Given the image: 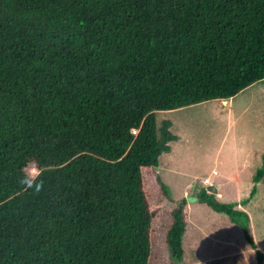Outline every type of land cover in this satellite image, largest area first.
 Segmentation results:
<instances>
[{
    "label": "trees",
    "instance_id": "16d2710c",
    "mask_svg": "<svg viewBox=\"0 0 264 264\" xmlns=\"http://www.w3.org/2000/svg\"><path fill=\"white\" fill-rule=\"evenodd\" d=\"M263 79L264 0H0V264H149L159 196L178 263L187 201L157 174L176 136L155 113ZM31 162L39 194L18 183ZM196 202L264 264L245 211L204 188Z\"/></svg>",
    "mask_w": 264,
    "mask_h": 264
},
{
    "label": "rangeland",
    "instance_id": "374dc122",
    "mask_svg": "<svg viewBox=\"0 0 264 264\" xmlns=\"http://www.w3.org/2000/svg\"><path fill=\"white\" fill-rule=\"evenodd\" d=\"M155 114L156 129L167 120L176 136L169 151L158 156L157 174L170 199L187 201L183 255L174 264H252V248L236 226L196 201L200 189L214 185L217 192L210 194L218 201L234 202L235 208L246 212L254 247L264 254V175L248 197L251 176L264 153V79L229 98ZM159 197L157 218L151 224L149 264H172L164 245L168 206Z\"/></svg>",
    "mask_w": 264,
    "mask_h": 264
},
{
    "label": "clouds",
    "instance_id": "9594fccd",
    "mask_svg": "<svg viewBox=\"0 0 264 264\" xmlns=\"http://www.w3.org/2000/svg\"><path fill=\"white\" fill-rule=\"evenodd\" d=\"M23 175L18 183L24 190H31L33 194H39L44 189V180L41 179L43 170L35 163L26 164L22 169Z\"/></svg>",
    "mask_w": 264,
    "mask_h": 264
},
{
    "label": "water",
    "instance_id": "95a60500",
    "mask_svg": "<svg viewBox=\"0 0 264 264\" xmlns=\"http://www.w3.org/2000/svg\"><path fill=\"white\" fill-rule=\"evenodd\" d=\"M205 190H206V192H208V193H212V194H214V193L217 192L216 187H215L214 185H212V184H208V185H206Z\"/></svg>",
    "mask_w": 264,
    "mask_h": 264
},
{
    "label": "crops",
    "instance_id": "0c3cea01",
    "mask_svg": "<svg viewBox=\"0 0 264 264\" xmlns=\"http://www.w3.org/2000/svg\"><path fill=\"white\" fill-rule=\"evenodd\" d=\"M213 174H217V171L215 172V173H213ZM233 174V173H232ZM232 178H233V176H232ZM217 189V188H216Z\"/></svg>",
    "mask_w": 264,
    "mask_h": 264
}]
</instances>
